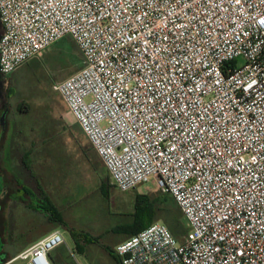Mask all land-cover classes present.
Returning a JSON list of instances; mask_svg holds the SVG:
<instances>
[{
  "label": "built area",
  "instance_id": "obj_1",
  "mask_svg": "<svg viewBox=\"0 0 264 264\" xmlns=\"http://www.w3.org/2000/svg\"><path fill=\"white\" fill-rule=\"evenodd\" d=\"M0 21L3 76L72 37L84 64L52 89L114 187L152 183L187 220L116 244L121 264H264V0H0Z\"/></svg>",
  "mask_w": 264,
  "mask_h": 264
},
{
  "label": "rangeland",
  "instance_id": "obj_2",
  "mask_svg": "<svg viewBox=\"0 0 264 264\" xmlns=\"http://www.w3.org/2000/svg\"><path fill=\"white\" fill-rule=\"evenodd\" d=\"M73 41L67 35L41 56L31 57L5 76L6 84L0 87L4 108L8 109L3 125L0 120V132L7 140L13 116L17 117L19 128L17 135L11 131L9 136L12 159L6 158L4 163L0 159V260L38 234L59 228L65 243L56 251L57 264H116L105 247L114 249L128 238L113 229L131 221L136 194L155 197L163 193L152 183L127 192L112 186L108 195L104 193L112 184L108 170L60 95L52 89L53 83L69 77L83 65L80 52L70 44ZM19 106L24 112L19 111ZM4 110L0 109V118ZM41 191L57 207L63 223L48 220L47 215L45 219L33 208L43 204ZM5 205L8 230L3 237L1 208ZM71 230L90 236V241L80 240L84 253L72 240ZM9 264L26 262L16 259Z\"/></svg>",
  "mask_w": 264,
  "mask_h": 264
},
{
  "label": "trees",
  "instance_id": "obj_3",
  "mask_svg": "<svg viewBox=\"0 0 264 264\" xmlns=\"http://www.w3.org/2000/svg\"><path fill=\"white\" fill-rule=\"evenodd\" d=\"M1 32L2 23L0 21V34ZM70 44L74 49H76L77 52H80V50H78V46L74 41ZM80 55L82 56L81 52ZM81 60L84 64L83 56L81 57ZM1 76L3 75L0 73V81ZM19 109L23 110L22 106H19ZM112 186L113 184L110 183L106 187V189L104 190V193L106 195H108L109 190ZM40 194L43 196L41 199L43 204H35L33 208H35V210L37 211H42L45 215H47L48 220H54L58 224L63 223L64 221L62 220V218H60L57 207L50 201V199L46 195H43L42 191ZM155 221H159L167 225L171 233L180 242L184 240V237L189 229L187 226V220L177 201L170 193L165 192L155 197H150L147 193H137L134 205V213L132 214L131 221L122 223L121 225L116 226L113 230L115 232L124 233L128 235V237H130L139 232L140 230L144 229L148 225L154 223ZM69 234L74 243L76 244L77 248L82 253H84L85 250H83V246H81L80 240L81 238H84L86 241H90V236L77 234L73 230L69 231ZM105 248L107 252L113 256L116 264H121L119 257L114 253V249H109L108 247ZM57 249L58 247L52 250L49 254V257L54 264H57ZM13 257L14 256H11L10 258H3L0 260V262H6L12 259Z\"/></svg>",
  "mask_w": 264,
  "mask_h": 264
},
{
  "label": "crops",
  "instance_id": "obj_4",
  "mask_svg": "<svg viewBox=\"0 0 264 264\" xmlns=\"http://www.w3.org/2000/svg\"><path fill=\"white\" fill-rule=\"evenodd\" d=\"M21 66V65H20ZM19 66V67H20ZM18 68V67H17ZM16 68V69H17ZM15 69V70H16ZM14 70V71H15ZM13 71V72H14ZM13 72H11L10 74H8V75H5V76H10ZM5 76L3 77V76H1V83H2V88H4V86H5V84H6V82H5ZM4 102H3V98L1 97V94H0V109H6V108H4ZM18 109H19V107H18ZM7 110V113H8V109H6ZM18 111V110H17ZM19 111H21V112H24V110H20L19 109ZM18 114V113H17ZM19 114L21 115V113L19 112ZM18 119H17V117L16 116H13L12 118H11V123H10V126H9V128H8V133L6 134V137H7V140H5L4 139V136L2 135L3 134V131L1 130V132H0V159L2 160V163H4L5 162V159L6 158H10V159H12V156H13V148L11 147V145H9V136H10V134H11V131H13V132H15L16 133V135H17V132L19 131L18 129V126H17V123H16V121H17ZM2 151V152H1ZM6 171V170H5ZM8 172H10L9 170H8ZM16 179H17V181L18 182H20L21 183V179H20V176L17 174L16 175ZM3 185L4 186H2L3 187V190H2V192H4L5 190V184L3 183ZM9 192V191H8ZM2 194V193H1ZM0 194V195H1ZM7 206L8 205H5V206H3L1 209H2V212H1V233H2V236L4 237L6 234H7V232H6V229L8 230V221H7V217H6V209H7ZM38 211H40V210H38ZM41 212V211H40ZM40 212H37L38 213V215L39 216H43L45 219H47L46 218V215H44L43 213H40ZM48 222V221H47ZM49 223V222H48ZM51 230H53V229H50L48 232H46V233H44V234H42V233H40V234H38L37 236L38 237H35V238H32V239H30V241L27 243V244H25V245H23V246H20V247H18V250L15 252V253H13V254H10V255H8L9 257L10 256H16L19 252H21L22 250H24L25 248H27L28 246H30L32 243H34L36 240H38L39 238H41V237H43L44 235H46V234H48ZM42 234V235H41ZM5 240V239H4Z\"/></svg>",
  "mask_w": 264,
  "mask_h": 264
},
{
  "label": "water",
  "instance_id": "obj_5",
  "mask_svg": "<svg viewBox=\"0 0 264 264\" xmlns=\"http://www.w3.org/2000/svg\"><path fill=\"white\" fill-rule=\"evenodd\" d=\"M6 113H7V110L5 109V110L2 112V115H1V118H0V120H1V124H2V125L4 124Z\"/></svg>",
  "mask_w": 264,
  "mask_h": 264
},
{
  "label": "flooded vegetation",
  "instance_id": "obj_6",
  "mask_svg": "<svg viewBox=\"0 0 264 264\" xmlns=\"http://www.w3.org/2000/svg\"><path fill=\"white\" fill-rule=\"evenodd\" d=\"M0 87L2 88V83H1V81H0Z\"/></svg>",
  "mask_w": 264,
  "mask_h": 264
}]
</instances>
